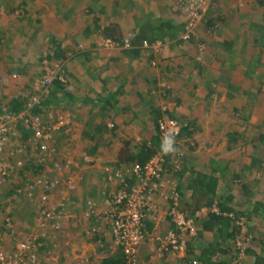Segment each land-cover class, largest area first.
<instances>
[{"label":"rangeland","instance_id":"374dc122","mask_svg":"<svg viewBox=\"0 0 264 264\" xmlns=\"http://www.w3.org/2000/svg\"><path fill=\"white\" fill-rule=\"evenodd\" d=\"M92 1L0 0V127H9L0 156V223L5 216L11 220L0 225V246L11 250L17 240L39 236L40 202L29 195V185L38 178H55L59 184L51 199L64 203L62 227L47 234L33 253L34 264H82L86 258L104 264L110 257L126 264L107 224L94 218L100 217L103 192L111 194L120 186L109 177L140 164L139 150L161 137V120L172 118L183 128L172 140L175 152L164 178L150 181L156 211L154 217L146 216L148 239L139 246L140 263L255 264L258 256L264 257V4L254 9L249 23L254 74L245 87L247 95L237 85L228 91L233 96L224 99L227 84L211 85L212 71L218 70L213 48L219 45L216 36L227 40L229 14L235 7L245 8L243 2L211 0L204 20L185 40V15L176 0ZM248 2L255 7L257 0ZM94 47L121 51L141 62L137 71L135 61L120 57L121 67L127 74L136 72L137 90L147 96H130L131 86L127 96H103L105 89L106 95L116 91L111 79L118 81L122 70L116 65L104 69L116 54L101 55ZM103 75L109 79L101 85ZM188 96H213L201 111L204 120L218 96L215 131L199 124ZM17 102L23 106L15 112ZM163 143L155 160L166 158ZM175 161L181 164L177 171ZM195 165L215 174L218 182L212 206L191 214L182 202L178 171ZM88 199L99 204L94 218L84 215ZM174 212L192 220L195 233L181 231ZM212 214L223 218L217 223ZM93 227L102 230L101 242L90 233ZM170 231L184 244L174 248Z\"/></svg>","mask_w":264,"mask_h":264},{"label":"built area","instance_id":"2783aa9c","mask_svg":"<svg viewBox=\"0 0 264 264\" xmlns=\"http://www.w3.org/2000/svg\"><path fill=\"white\" fill-rule=\"evenodd\" d=\"M180 11L185 15V22L187 30L183 38L189 40L192 37L193 28L197 23L204 20L211 0H176ZM145 46H149L147 40L144 41ZM202 48V46H201ZM37 118L34 123L39 125ZM161 140L166 142L168 139L173 140L182 130V124L178 123L172 118H165L159 123ZM8 128L0 127V156L2 155L4 143L7 140ZM167 144V143H166ZM173 144H171L172 148ZM168 145H166V148ZM163 160V161H162ZM162 161V162H161ZM20 166L22 162L18 163ZM173 164V170L177 171L180 168L178 161ZM168 171L166 158L160 156L159 160L153 158L145 165L137 164L127 170H117L110 180L116 179L120 186L108 194L103 192L101 200V214L99 218H94L97 214L98 202L88 199L85 204V217L94 218L103 221L102 226H108L110 237L113 243L120 248L126 259V264H141L139 260V246L148 239V229L146 227V216H155L156 206L154 204V188L150 185V181L162 180L164 174ZM5 173V171H4ZM136 184H133L132 181ZM59 181L46 180L45 178H38L33 184L29 185L28 193L30 196L37 198L40 202L38 209L37 225L40 229V234L36 238L27 240H17L11 250H7L0 246V264H34L35 257L32 258L33 253L38 251V248L44 245L47 241V234H53L62 226V218L65 214L64 203L59 205L54 204L51 199L53 192L52 188L57 186ZM133 184V185H132ZM178 198L179 193L176 188L172 191ZM167 198V196H166ZM219 214L216 207L212 209ZM99 213V212H98ZM95 215V216H94ZM174 220L178 228L183 231L191 229V234L195 233L192 226V220H186L179 212H174ZM6 217V218H5ZM0 223L10 225V218L5 216ZM11 230L10 236H14ZM92 236L95 241L101 242V233L99 227H93ZM168 241L174 247L178 248L180 244H184L177 240L175 233L172 231L168 234ZM37 264V263H36ZM47 264V263H44ZM48 264H70L67 262H56ZM82 264H97L94 260L86 258Z\"/></svg>","mask_w":264,"mask_h":264},{"label":"crops","instance_id":"0c3cea01","mask_svg":"<svg viewBox=\"0 0 264 264\" xmlns=\"http://www.w3.org/2000/svg\"><path fill=\"white\" fill-rule=\"evenodd\" d=\"M89 2L92 3V0H85V2ZM248 0H237L238 4L240 3H244V7L245 8H241V11H239L237 8L235 7L236 10H234V12H231L229 14L228 17V23L231 24V28L229 33L227 34V40H222V37H224V35L222 36H216V39L219 40V45L217 48H213L215 49V53L217 54V57L215 58V56H213V62L214 65H217L216 69L218 70H214L212 71V87L213 85H217L221 86V85H225L227 84L226 90H225V95H221V98H228L229 96H233L231 95L228 91L230 90H235L238 85V91L241 92L244 96H246L247 91L246 90V86L250 83V79L253 77V66H252V57L250 54L251 53V48H250V37H251V32H250V26L249 23L251 22L250 20L252 19V13H254V9L258 8L260 6H262V4H264V0H257L256 2V6L252 5L250 6V3L248 2ZM244 9V10H243ZM100 10V9H99ZM102 10V9H101ZM264 11V10H262ZM262 18L263 22H264V12H262ZM167 20H171V18H167ZM173 21V20H171ZM259 23L260 26H258V28L261 31V24ZM264 25V24H263ZM220 28V27H219ZM264 29H262L263 31ZM264 32V31H263ZM243 38V40H242ZM247 39H249V41H247ZM243 42H242V41ZM228 43V45L226 44ZM226 45V46H225ZM227 47V48H226ZM176 50L179 51L178 48H175ZM95 53L96 52H100L101 55L102 53H110V54H116L115 58H113L110 61H105L108 62V64H106L105 66H103V68L105 69L106 66H110L111 68L114 67L116 65V67H118L121 71V73L119 74V72H117V78L118 81L114 78L111 80H115L116 81V91L111 92L109 94L106 95L107 91L104 90V87H101L102 90H104V92L102 91V95L104 96H127L128 92H125L126 90H128L126 87L131 86L132 91L129 92L131 95L130 96H147V94H142L139 93L140 89L138 88L136 82L135 81V77H136V72L133 71V73H130L131 76H129L130 74H127L125 72V67H121L122 64L121 62L123 61V58H120L125 56V57H130V56H126V54H124L121 51H117V52H111V51H103V49H99L94 47L93 50ZM260 53H262L263 51L260 49L259 50ZM131 52V51H129ZM181 52V51H179ZM136 53H143L142 51H135ZM212 54V53H211ZM259 58V57H258ZM129 60L133 63H135L134 67L135 70H139L138 68L142 63L137 61L136 58H132L130 57ZM138 73V72H137ZM127 74V75H126ZM109 77L108 76H102L100 79V83L101 85H103V81L107 80L108 81ZM85 83L87 84L88 81H85ZM175 83V82H174ZM111 84L114 86V83L111 81ZM111 84L109 86H111ZM176 84V83H175ZM174 85V84H173ZM135 86V88H134ZM243 87L245 88V90L243 91ZM130 89V88H129ZM139 89V91L137 90ZM228 89V90H227ZM235 93V91H234ZM249 94V93H248ZM228 95V96H227ZM213 96H188L186 101L193 102L194 107L196 109V111L198 112L199 116L197 119V121L199 122L200 125L204 126V127H209L208 130L210 131L211 129H213V131L216 130V128H214L213 126H218L217 123V119H218V112H216L218 109H214L215 106V100L216 98L218 99V96H214L213 98V104H212V111L210 112V114L208 115L207 119L204 120L205 118V113L201 114L205 108H206V101H211L210 98ZM112 98V97H110ZM108 97V99H110ZM107 99V98H106ZM192 104V105H193ZM204 105V106H203ZM203 109V110H202ZM202 111V112H201ZM196 112V115H198ZM222 118V119H221ZM220 119L225 123L226 119L224 117H220Z\"/></svg>","mask_w":264,"mask_h":264},{"label":"trees","instance_id":"16d2710c","mask_svg":"<svg viewBox=\"0 0 264 264\" xmlns=\"http://www.w3.org/2000/svg\"><path fill=\"white\" fill-rule=\"evenodd\" d=\"M57 88H59V90L64 89L63 85L59 82L57 83ZM66 94L70 95L72 99H76L74 98L72 93L66 92ZM22 106L23 105L21 102H17L16 107L13 110L15 112H18L22 109ZM185 129H187V127ZM164 148L165 144L161 142L159 136L153 137L149 144H144V146L139 150V163L141 165H145ZM174 148L175 145L172 147L171 151H164L167 164L169 162L170 156L175 152L173 151ZM178 175L180 176V180L182 182H180L178 186L182 202L185 203L188 210H190L191 214H194L195 211L201 208L202 206H212L216 199V187L218 182V178L215 174H208L205 170H203L202 167L200 168L195 165L192 168L185 169L184 171H178ZM221 207L223 211L232 210L231 208H225L223 206ZM212 218L218 223V219L220 220L223 217L218 216L216 214H212ZM104 264H119V260H116L114 257H110L109 259H106L104 261ZM121 264H124V262ZM218 264L227 263L226 261H223L219 262ZM255 264H264V257L258 256L256 258Z\"/></svg>","mask_w":264,"mask_h":264},{"label":"clouds","instance_id":"9594fccd","mask_svg":"<svg viewBox=\"0 0 264 264\" xmlns=\"http://www.w3.org/2000/svg\"><path fill=\"white\" fill-rule=\"evenodd\" d=\"M166 143H167L168 147L165 149V151H171V150H172V149H171L172 140H171V139H168V140L166 141Z\"/></svg>","mask_w":264,"mask_h":264}]
</instances>
